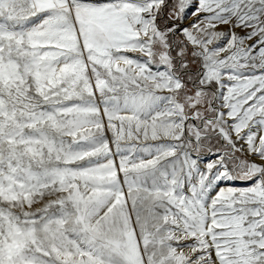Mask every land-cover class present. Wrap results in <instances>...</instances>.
Returning <instances> with one entry per match:
<instances>
[{
	"label": "snow or ice",
	"instance_id": "1",
	"mask_svg": "<svg viewBox=\"0 0 264 264\" xmlns=\"http://www.w3.org/2000/svg\"><path fill=\"white\" fill-rule=\"evenodd\" d=\"M0 264H264V0H0Z\"/></svg>",
	"mask_w": 264,
	"mask_h": 264
},
{
	"label": "rangeland",
	"instance_id": "2",
	"mask_svg": "<svg viewBox=\"0 0 264 264\" xmlns=\"http://www.w3.org/2000/svg\"><path fill=\"white\" fill-rule=\"evenodd\" d=\"M191 22V19H189L188 21H186L185 23L187 24V23H190Z\"/></svg>",
	"mask_w": 264,
	"mask_h": 264
}]
</instances>
